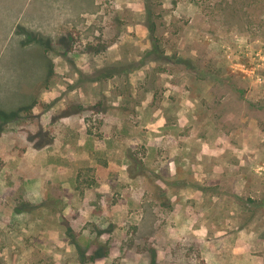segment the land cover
<instances>
[{
    "label": "rangeland",
    "instance_id": "rangeland-1",
    "mask_svg": "<svg viewBox=\"0 0 264 264\" xmlns=\"http://www.w3.org/2000/svg\"><path fill=\"white\" fill-rule=\"evenodd\" d=\"M0 264H264V0H0Z\"/></svg>",
    "mask_w": 264,
    "mask_h": 264
},
{
    "label": "trees",
    "instance_id": "trees-1",
    "mask_svg": "<svg viewBox=\"0 0 264 264\" xmlns=\"http://www.w3.org/2000/svg\"><path fill=\"white\" fill-rule=\"evenodd\" d=\"M101 72L102 73L96 78H91L92 76H89V75H88V77H90L91 80H93V81H97V80L101 79L102 77H111V76L119 73L118 68L115 65L107 66V67L103 68Z\"/></svg>",
    "mask_w": 264,
    "mask_h": 264
}]
</instances>
